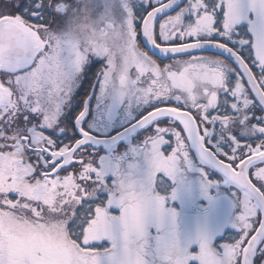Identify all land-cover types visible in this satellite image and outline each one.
Listing matches in <instances>:
<instances>
[{
    "label": "snow or ice",
    "instance_id": "1",
    "mask_svg": "<svg viewBox=\"0 0 264 264\" xmlns=\"http://www.w3.org/2000/svg\"><path fill=\"white\" fill-rule=\"evenodd\" d=\"M0 264H264V0H0Z\"/></svg>",
    "mask_w": 264,
    "mask_h": 264
},
{
    "label": "flooded vegetation",
    "instance_id": "2",
    "mask_svg": "<svg viewBox=\"0 0 264 264\" xmlns=\"http://www.w3.org/2000/svg\"><path fill=\"white\" fill-rule=\"evenodd\" d=\"M165 62H167V61H165ZM81 91H82V89H81ZM165 154H167V151H166V153Z\"/></svg>",
    "mask_w": 264,
    "mask_h": 264
},
{
    "label": "rangeland",
    "instance_id": "3",
    "mask_svg": "<svg viewBox=\"0 0 264 264\" xmlns=\"http://www.w3.org/2000/svg\"><path fill=\"white\" fill-rule=\"evenodd\" d=\"M168 151H170V149H168Z\"/></svg>",
    "mask_w": 264,
    "mask_h": 264
}]
</instances>
